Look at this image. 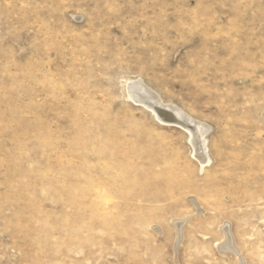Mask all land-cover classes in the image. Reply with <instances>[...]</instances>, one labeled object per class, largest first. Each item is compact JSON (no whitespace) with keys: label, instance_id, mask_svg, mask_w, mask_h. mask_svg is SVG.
<instances>
[{"label":"rangeland","instance_id":"374dc122","mask_svg":"<svg viewBox=\"0 0 264 264\" xmlns=\"http://www.w3.org/2000/svg\"><path fill=\"white\" fill-rule=\"evenodd\" d=\"M0 264H264V0H0Z\"/></svg>","mask_w":264,"mask_h":264},{"label":"bare ground","instance_id":"6f19581e","mask_svg":"<svg viewBox=\"0 0 264 264\" xmlns=\"http://www.w3.org/2000/svg\"><path fill=\"white\" fill-rule=\"evenodd\" d=\"M128 85H129L130 95L132 98L133 97L138 98V95L141 94L139 92H142L144 94L143 100L146 101V104L151 108V110H153L156 113L157 116H162L163 114V116L167 118H172L175 121V123H177V125L179 124L183 126V128L187 129V131L191 136L190 142L194 146L196 152L195 155L197 156V158L205 165L210 163V157L209 154H207L208 153L207 142H209L207 141L208 139L207 137L211 132V128H209L206 124L193 120L191 117L186 115L182 110L175 107L176 105L175 106H173V104L165 105L161 103L162 102L161 99L155 93L151 92L142 80L130 82ZM182 222L177 223L179 230L181 229ZM229 231L230 230L228 229L227 231H224L225 234H227V239L222 246L224 250H228V251L233 250L234 252L235 246H233L234 245L233 239L228 233ZM235 252L237 253V251Z\"/></svg>","mask_w":264,"mask_h":264}]
</instances>
